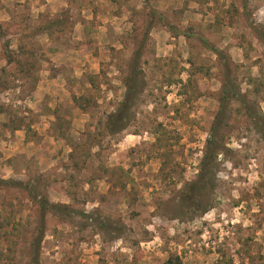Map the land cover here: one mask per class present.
<instances>
[{
  "label": "rangeland",
  "instance_id": "rangeland-1",
  "mask_svg": "<svg viewBox=\"0 0 264 264\" xmlns=\"http://www.w3.org/2000/svg\"><path fill=\"white\" fill-rule=\"evenodd\" d=\"M0 180V264H264V0H0Z\"/></svg>",
  "mask_w": 264,
  "mask_h": 264
},
{
  "label": "trees",
  "instance_id": "trees-1",
  "mask_svg": "<svg viewBox=\"0 0 264 264\" xmlns=\"http://www.w3.org/2000/svg\"><path fill=\"white\" fill-rule=\"evenodd\" d=\"M214 52L219 54L217 50ZM125 88L126 90L121 103L117 107L116 111L108 116L105 124L107 130L111 133L121 131L126 126L125 124L127 122V116L132 107L135 95V74L127 76L125 80ZM231 101H237V103L244 110L246 117L251 120V123L254 125L255 129L257 128L256 126L258 125V121L256 119V115L250 111L246 102L233 88L231 82L227 78H224L218 94L217 110L209 126L208 136L205 140L204 149L199 161L198 174L196 183L194 184H197L196 187L203 188L209 183V175L213 173V169L215 167V158L221 148L220 141L218 140V133L224 126L225 111L229 102ZM0 184H11L14 187L23 186L19 182H9L3 180H0ZM51 208L56 209L57 207L51 206ZM176 264L180 263L177 262Z\"/></svg>",
  "mask_w": 264,
  "mask_h": 264
}]
</instances>
